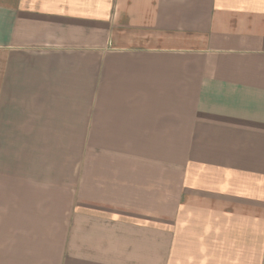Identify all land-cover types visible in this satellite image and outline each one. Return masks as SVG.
<instances>
[{
  "label": "crops",
  "instance_id": "crops-1",
  "mask_svg": "<svg viewBox=\"0 0 264 264\" xmlns=\"http://www.w3.org/2000/svg\"><path fill=\"white\" fill-rule=\"evenodd\" d=\"M0 264H264V0H0Z\"/></svg>",
  "mask_w": 264,
  "mask_h": 264
}]
</instances>
